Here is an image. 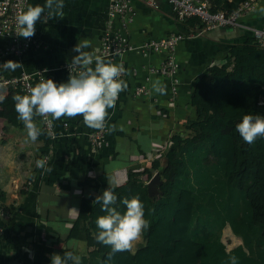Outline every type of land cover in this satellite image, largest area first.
<instances>
[{
    "label": "crops",
    "instance_id": "1",
    "mask_svg": "<svg viewBox=\"0 0 264 264\" xmlns=\"http://www.w3.org/2000/svg\"><path fill=\"white\" fill-rule=\"evenodd\" d=\"M155 1L157 9L146 5L144 0H131L135 16L129 24L128 36L134 48L110 58L126 70L120 78L127 82V89L119 94L115 107L108 109L101 143L95 147L90 144L89 134L97 129L85 126L81 116L62 117L55 120L54 128L58 132L62 120H66V132H58L51 138L48 152L40 155L39 160L48 154L46 166L55 172L76 149H84L90 160L86 183L84 175L78 179L68 178V191L59 189L56 182L48 183L47 173L36 167L42 141L37 139L31 143L23 123L15 126L0 117V132L6 138L0 146V196L3 197L0 204L7 210L0 214V264H18L24 252L32 253L38 247L49 257L53 253L63 255L65 251H71L79 258L86 255L91 248L85 241L68 237L72 223L86 214L80 208L81 198L96 196L104 185L123 184L128 170L139 172L148 168L156 155L162 154L170 145L173 133L181 132L187 121L195 119L198 103L192 98V89L196 76L213 64L220 65L230 46L251 37L250 28L264 27V12L261 11L264 0H253V8L240 17L241 25L208 30L196 25L186 27V22L175 21L166 0ZM44 3L45 0H28L26 8ZM108 3L109 0H64L62 18L50 19L46 23L42 18L37 22L36 37L40 46L28 50L20 58L11 59L23 65L13 72L42 70L54 82H65L68 74L62 63L76 54L74 45L89 41L91 47L85 51L96 53ZM181 25L187 28V32L181 29ZM171 32L183 35L174 54L178 69L171 74L149 69L161 56L154 52L144 56L139 51V44ZM156 81L165 86L166 94L153 90ZM138 86L144 88L142 93L132 94ZM6 94L0 90V95ZM17 149L20 150L19 158L14 155ZM162 158H158L161 163ZM144 177L146 175H142ZM184 196L186 198V194ZM61 198L67 204L58 208L56 200ZM11 206L15 209L10 210ZM17 220H21L25 228L20 237L14 238L11 227ZM174 228L177 232L175 238L184 235L186 218L178 220ZM60 229H64L62 233ZM76 241L74 247L72 243Z\"/></svg>",
    "mask_w": 264,
    "mask_h": 264
},
{
    "label": "trees",
    "instance_id": "2",
    "mask_svg": "<svg viewBox=\"0 0 264 264\" xmlns=\"http://www.w3.org/2000/svg\"><path fill=\"white\" fill-rule=\"evenodd\" d=\"M243 1L208 0L211 11L226 12ZM185 22L186 27L203 26L196 17ZM186 27L181 25L187 32ZM6 93L0 103V117L19 125L22 122L17 119L12 97L22 93L11 88ZM192 98L198 103L196 117L185 126L209 120L208 128L195 127L184 138L172 135L161 154L162 163L156 158L142 171L128 170L123 184L104 185L97 195L107 187L112 189L118 198L115 207L121 213L126 207L121 198L139 197L150 224L142 235L145 244L161 247L170 242L152 255L148 264H232L231 257L236 258L235 264H264V138L248 144L235 129L245 114L264 115V49L253 45L251 37L230 46L221 65L213 64L196 76ZM40 130L38 160L52 143ZM89 164L87 152L78 148L63 166L47 173V182H56L59 189L68 191V178L84 175L87 182ZM154 172L160 175L159 193L149 194L147 180ZM186 193L192 200L188 212L182 202ZM96 196L81 198L80 208L86 214L72 223L68 233V237L82 239L91 248L79 258L80 264H105L110 252L108 246L94 239L96 218L105 214L94 201ZM184 218L185 234L175 238L174 225ZM225 227L240 239L231 249L221 239ZM24 228L21 220L15 221L11 227L14 238L20 237ZM146 253H154V249ZM48 262L49 256L38 247L32 253L24 252L18 264ZM110 264H137L135 253L118 252Z\"/></svg>",
    "mask_w": 264,
    "mask_h": 264
},
{
    "label": "clouds",
    "instance_id": "3",
    "mask_svg": "<svg viewBox=\"0 0 264 264\" xmlns=\"http://www.w3.org/2000/svg\"><path fill=\"white\" fill-rule=\"evenodd\" d=\"M63 8L64 0H45L43 5L36 4L21 10L16 16V34L25 39L31 38L35 35L38 21L41 22L43 18L46 23L50 19L62 18ZM261 11L264 12V9ZM90 47L89 41L78 42L73 46L76 54L72 56L69 65L77 71L69 74L65 82L56 83L46 78L31 86L26 93L13 95L17 119L23 123L28 140L35 142L41 135V130L34 123L36 116L50 117L49 124L62 117L81 116L89 128L105 127L108 109L115 107L119 94L127 89V82L120 78L126 70L110 59L86 52L85 49ZM0 66L15 71L23 65L7 60ZM153 90L161 95L166 94L165 86L160 81L153 84ZM4 99L5 96L0 95V103ZM235 129L244 142L252 144L257 138H264V115L245 114L236 123ZM46 164L45 160L36 161L37 168L50 173L52 168ZM117 199L115 192L107 187L94 200L105 213L96 218L98 231L94 236L98 243L110 248L105 264H110L118 252H131L134 244L150 226L144 217V204L138 196L121 198L120 202L126 206L123 213L115 207ZM49 259L50 264H80L79 257L71 251H65L63 255L53 253ZM230 259L235 264L236 258Z\"/></svg>",
    "mask_w": 264,
    "mask_h": 264
},
{
    "label": "built area",
    "instance_id": "4",
    "mask_svg": "<svg viewBox=\"0 0 264 264\" xmlns=\"http://www.w3.org/2000/svg\"><path fill=\"white\" fill-rule=\"evenodd\" d=\"M166 2L171 8L175 21L183 23L188 18L196 17L203 25L202 29L205 30L239 26L241 25L239 21L240 17L254 6L253 0H244L238 4L235 10L226 12L223 10L211 11L208 0H166ZM27 3L28 0H0V61L1 59L4 60L0 64H3L7 60L20 58L28 50L40 46V41L36 37V27L35 35L31 38L25 39L16 34L18 31L16 16L21 10L26 8ZM144 3L153 9L158 8L155 0H144ZM134 16L135 12L131 7V0H109L106 8L104 29L96 53L93 55L110 59L119 57L134 48L128 36V27L133 21ZM250 30L252 33V44L257 48L264 49V27L250 28ZM190 35L189 32L188 36ZM182 38V33L171 32L159 38L146 39L139 44L138 48L144 56L149 52L159 54L161 58L157 64H153L152 66L155 67L156 71H160L163 74H171L178 69L174 54L176 45ZM64 68H66L68 76L77 71L69 63ZM46 78H49V76L42 70L35 73L26 71L14 73L0 66V90L11 88L19 90L24 94L31 86ZM171 91H174L172 86ZM40 119L43 125L42 129L49 138H54L58 132L60 134L66 132L68 126L66 120H62V127L57 132L54 128L55 120L49 124L48 120L51 119L50 117H40ZM102 129H97L89 134V142L93 147L101 143ZM160 156L161 153L156 155L157 158ZM41 160L47 162L48 154L43 156ZM2 213L4 212L0 208V214Z\"/></svg>",
    "mask_w": 264,
    "mask_h": 264
},
{
    "label": "rangeland",
    "instance_id": "5",
    "mask_svg": "<svg viewBox=\"0 0 264 264\" xmlns=\"http://www.w3.org/2000/svg\"><path fill=\"white\" fill-rule=\"evenodd\" d=\"M6 60V59H5ZM4 60L1 59L0 63L3 62ZM70 60H65L63 63H62V67L63 69L66 70V68H64L65 66L68 65V63L70 64ZM223 62H221L222 64ZM220 64V65H221ZM153 71H156L155 67H153L151 65V67L149 68ZM7 71H12V70H9V69H6ZM67 72V71H66ZM142 89H144L143 87L141 86H138V87H135V89L133 90L132 94L134 95H138L140 93H142ZM1 91H6V90H1ZM34 123H36L37 127L42 129L43 125H42V122H41V119L39 116H36L34 117ZM208 124H209V120L208 121H205L204 123H200L199 121H197L196 124L194 125H189V127L185 126V128H183V130L180 132H174L173 135H177V136H180L182 138L186 137L187 135H190L192 134V130L195 128V127H198V128H208ZM182 134V135H181ZM4 134L2 132H0V146L2 145V143L6 140V138L3 137ZM30 141V140H29ZM32 143V141H30ZM14 155H16V157H20V150L17 149L16 151H14ZM163 160V158H162ZM155 173V172H154ZM153 173V174H154ZM153 176V175H152ZM151 176V177H152ZM144 179H146V177H144ZM151 178H149L150 180ZM147 180V182L149 181ZM182 202L184 203V205L186 206V209L188 212L189 210V207L191 205V202L192 200L190 199V195L189 193H186V199L185 198H182ZM56 204L58 205V208H63L66 204H67V201L64 200L63 198L61 199H57L56 200ZM0 208L2 209V211H7L5 209V206L4 205H0ZM6 213V212H5ZM185 215V214H184ZM188 214H186V217H187ZM64 229H60V233H62ZM221 239L222 241L226 244V248L229 249V248H232L233 246H235L236 244H238L240 242V239L235 237L230 229L228 227H225L223 230H222V234H221ZM78 241L76 242H73L72 245L74 247H76ZM170 242H168L167 244H165L164 246H161V247H158V246H154V245H149L148 243L145 244L143 238L141 237L140 240H138L134 246H133V249H132V252L135 253V257H136V262L137 264H148L151 260L150 258L152 257V255H156L158 254V252H160L163 248L167 247L169 245ZM145 247V248H144ZM143 248V249H142ZM154 249V253H146L147 250H153ZM153 262V261H152Z\"/></svg>",
    "mask_w": 264,
    "mask_h": 264
},
{
    "label": "water",
    "instance_id": "6",
    "mask_svg": "<svg viewBox=\"0 0 264 264\" xmlns=\"http://www.w3.org/2000/svg\"><path fill=\"white\" fill-rule=\"evenodd\" d=\"M161 183L160 175L158 172H155L151 179L147 182V188L149 194L159 193V185Z\"/></svg>",
    "mask_w": 264,
    "mask_h": 264
}]
</instances>
